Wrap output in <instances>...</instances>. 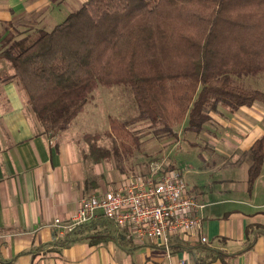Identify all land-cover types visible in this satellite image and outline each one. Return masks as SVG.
<instances>
[{
    "label": "crops",
    "instance_id": "0c3cea01",
    "mask_svg": "<svg viewBox=\"0 0 264 264\" xmlns=\"http://www.w3.org/2000/svg\"><path fill=\"white\" fill-rule=\"evenodd\" d=\"M86 1L0 0V52L33 40L41 28L51 30ZM13 70L11 60L0 57V264H264V166L249 191V161L240 157L264 136L262 100L234 112L223 105L210 111L204 127L220 121L217 132L228 143L215 142L210 165L200 167L208 156H197L189 165L194 177L184 174L189 194L205 204L198 211L203 220L197 238L180 234L170 247L138 240L100 212L62 235L56 217L71 221L83 197L113 189L129 176L114 161H95L86 132L73 125L91 113L94 93L104 85L68 126L53 132L17 79L8 77Z\"/></svg>",
    "mask_w": 264,
    "mask_h": 264
},
{
    "label": "trees",
    "instance_id": "16d2710c",
    "mask_svg": "<svg viewBox=\"0 0 264 264\" xmlns=\"http://www.w3.org/2000/svg\"><path fill=\"white\" fill-rule=\"evenodd\" d=\"M0 57L11 60L8 77L53 132L68 126L100 85H124L138 113L122 123L150 120L177 137L176 122L199 132L219 105L234 112L264 101V91L235 81L264 72V0H87ZM111 133L84 134L95 161L119 151L104 140ZM245 156L251 191L264 166V136Z\"/></svg>",
    "mask_w": 264,
    "mask_h": 264
},
{
    "label": "rangeland",
    "instance_id": "374dc122",
    "mask_svg": "<svg viewBox=\"0 0 264 264\" xmlns=\"http://www.w3.org/2000/svg\"><path fill=\"white\" fill-rule=\"evenodd\" d=\"M200 4L202 2L196 3ZM235 81L246 87L264 91V72L259 75L236 76ZM89 106L92 108L91 113H82L73 121L75 131L103 132L110 127L112 133L105 136L104 140L110 145H117L119 151L113 153L109 160L114 161L115 166L126 171L127 175L141 171L145 173L151 160L155 157H164L172 168L178 169L183 175L194 177L189 165L197 163L199 157L208 156L205 163L200 158L198 162L200 167H207L210 165L209 158L214 151L215 142L222 141L224 145L221 146L228 143L226 138L220 140L221 135L217 132L221 130L220 121L211 122L207 130L204 127L199 132L185 128V121L176 122L174 130L178 133L177 137L168 134L166 129H162V125L153 127L150 120L122 123L138 113L136 98L131 89L124 85L102 86L94 93V99ZM223 119L228 120L225 117ZM223 135L225 136L224 133ZM242 155L247 158L245 153H241L240 157Z\"/></svg>",
    "mask_w": 264,
    "mask_h": 264
},
{
    "label": "built area",
    "instance_id": "2783aa9c",
    "mask_svg": "<svg viewBox=\"0 0 264 264\" xmlns=\"http://www.w3.org/2000/svg\"><path fill=\"white\" fill-rule=\"evenodd\" d=\"M204 206L189 194L181 171L167 167L164 158H155L147 172L131 174L113 189L83 197L71 221L56 217L54 225L65 235L100 212L120 228H127L132 237L170 247L174 236L189 234L197 238L203 220L198 211ZM200 240L208 242V237L201 235Z\"/></svg>",
    "mask_w": 264,
    "mask_h": 264
}]
</instances>
